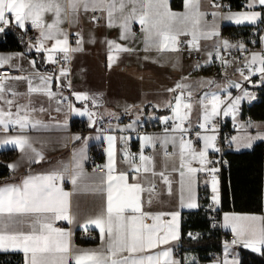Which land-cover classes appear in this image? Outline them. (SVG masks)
Listing matches in <instances>:
<instances>
[{"label": "crops", "instance_id": "0c3cea01", "mask_svg": "<svg viewBox=\"0 0 264 264\" xmlns=\"http://www.w3.org/2000/svg\"><path fill=\"white\" fill-rule=\"evenodd\" d=\"M182 4L176 9L172 0H0V21L15 17L0 32L38 27V39L27 50H0V69L15 70L0 79V123L17 128L0 132V151H18L0 180V252H20L24 264L198 262L196 253L175 249L183 212L202 207L201 189L213 192L221 206V178L206 170L216 134L200 132L186 141L180 125L188 116L227 114L241 124L230 150L264 141V119L240 116L243 104L258 99L264 71L255 85L234 78L242 74L241 63L264 61V37L250 49L222 34L228 24L257 23L264 0H247L239 10L220 9L213 0ZM70 33L80 41L70 44ZM181 40L201 59H186ZM217 42L246 50V58L211 62L209 50ZM57 51L71 59L70 82L48 73ZM149 68L168 79L163 101L155 96L160 89L142 86ZM162 114L176 115L175 131L138 130L142 118ZM125 115L131 124H97ZM75 120L86 128H75ZM155 143L160 148L150 158ZM99 145L104 156L95 157L102 171L88 167L91 148ZM171 146L175 153L165 155ZM55 176L67 178L68 185L56 184ZM219 229L232 240H222L221 257L199 264H240L241 248H264V201L262 212H222ZM83 230L90 236H80Z\"/></svg>", "mask_w": 264, "mask_h": 264}, {"label": "trees", "instance_id": "16d2710c", "mask_svg": "<svg viewBox=\"0 0 264 264\" xmlns=\"http://www.w3.org/2000/svg\"><path fill=\"white\" fill-rule=\"evenodd\" d=\"M247 0H224L231 9L239 10L245 7ZM182 0H172L176 9L182 7ZM261 19L255 24L223 26L224 37L245 43L250 49L262 45L264 37V6L261 8ZM29 41L21 29L12 28L0 32V50H27ZM240 116L242 119L252 117L255 120L264 119V84L258 88V99L251 104H243ZM80 121L74 123L77 128ZM93 154L102 159V146H93ZM16 148L0 151V178L9 173L8 162L17 155ZM229 163L221 176V206L220 211L262 212L264 201V141L256 142L249 150L225 152ZM191 231L201 232L199 236H191ZM222 231L211 227V220L201 207L196 211H184L182 215V234L179 240L181 255L185 252L197 254L199 264L210 260L209 254L222 248ZM92 242V240H82ZM240 264H264V248L255 252L249 248L240 249ZM0 264H24V256L20 252H0ZM186 264V263H184Z\"/></svg>", "mask_w": 264, "mask_h": 264}, {"label": "built area", "instance_id": "2783aa9c", "mask_svg": "<svg viewBox=\"0 0 264 264\" xmlns=\"http://www.w3.org/2000/svg\"><path fill=\"white\" fill-rule=\"evenodd\" d=\"M213 3L216 7L220 9L228 8V4L224 2V0H213ZM15 21V17L13 15H8L5 20L0 21V29H5L7 24H13ZM23 33L25 34L27 40L29 42H35L38 39V27L29 25L24 26L22 29ZM69 42L70 44H76L80 41V36L78 34L70 33L69 34ZM217 39V36L214 37ZM181 51L186 59L190 60H200L201 59V52H197L190 48L185 40H181L179 43ZM247 51L241 49H229L226 48L223 43L217 42L213 45V47L209 50V60L211 62H216L218 60H236V61H243L246 58ZM264 58V51L262 53ZM260 71H264V61H250V62H243L240 66V72L249 77L248 82L251 80L252 84L257 83L256 76L260 74ZM15 70L11 67H3L0 69V79H3L6 75L13 74ZM49 75L53 77H65L68 82L71 81L72 73H71V59L65 56L61 51H57L53 57L52 61V68L48 71ZM59 100L62 102H71L70 98H65V96H60ZM242 109V106H241ZM246 120L252 121L254 120L252 117L246 118ZM133 118L131 116L125 115L119 118H112V117H105L100 118L97 121L98 126L100 127H107L113 126L118 123H123L126 125L131 124ZM178 118L175 114H170L165 120H162L160 116H154L147 119H141L138 123V130H166L173 132L175 131ZM240 121L233 119L230 115L227 114H218L212 116L209 119L204 118L203 116H188L186 117L183 122L181 123V127L179 130V134L182 140H190L196 134L200 132H208L212 131L215 132L216 136L214 139V147L215 149L209 154L206 160V170L211 175L221 178L222 172L224 168L228 166L229 160L225 155V152L230 149L231 147V139L234 134L240 128ZM79 130H84L86 128V124L82 123L77 127ZM17 128H6L3 124L0 123V132L6 130H14ZM198 144V142H196ZM160 148V144L155 143L153 144L149 151L147 152L148 157L152 158L156 150ZM165 155H172L175 153L174 149L169 147L163 151ZM88 167L91 169H96L99 171L104 170L102 164L97 160L95 155L93 154L88 162ZM4 177H1L3 179ZM56 184H62L64 186L68 185V179H60L58 176L53 178ZM199 197L202 201V208L205 212H207L210 220H211V227L213 228H220L221 226V217L222 212L220 208L215 205V201H217V196L213 194L210 190L201 189L199 191ZM60 229H64L65 226L63 222L59 224ZM90 231L83 230L80 232V236L82 237H89ZM191 236L199 235L196 231L190 232ZM227 238L229 241L232 240L233 236L231 234L221 233V240ZM177 254L181 253V247L178 246L175 249ZM210 259L221 257L222 251H213L209 254ZM232 256V255H230ZM205 264V263H202Z\"/></svg>", "mask_w": 264, "mask_h": 264}, {"label": "rangeland", "instance_id": "374dc122", "mask_svg": "<svg viewBox=\"0 0 264 264\" xmlns=\"http://www.w3.org/2000/svg\"><path fill=\"white\" fill-rule=\"evenodd\" d=\"M260 72H262V71H260ZM142 74H143V76H142L143 78L141 79V81L144 83V85H142V86L148 90L160 89L159 92L156 90L157 92H156L155 96L159 97V99L161 98L163 101V99H165V96H164V94H162L161 88L168 81V79L165 80L161 75L162 72L159 70H156V69H150V68L145 69V70H143ZM234 78L238 82V84L244 83V85H246V82L249 79V77H247L243 74H237V75H235ZM248 85H255V84H252V81L250 80L248 82ZM113 115L118 116V114H113ZM166 118H167V116L165 114L161 115L162 120H165Z\"/></svg>", "mask_w": 264, "mask_h": 264}]
</instances>
